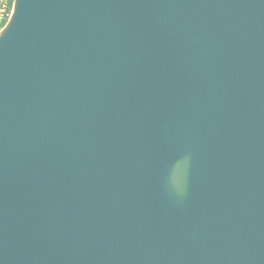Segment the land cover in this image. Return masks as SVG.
I'll use <instances>...</instances> for the list:
<instances>
[{
	"label": "water",
	"instance_id": "water-1",
	"mask_svg": "<svg viewBox=\"0 0 264 264\" xmlns=\"http://www.w3.org/2000/svg\"><path fill=\"white\" fill-rule=\"evenodd\" d=\"M0 264H264V0H14Z\"/></svg>",
	"mask_w": 264,
	"mask_h": 264
},
{
	"label": "built area",
	"instance_id": "built-area-1",
	"mask_svg": "<svg viewBox=\"0 0 264 264\" xmlns=\"http://www.w3.org/2000/svg\"><path fill=\"white\" fill-rule=\"evenodd\" d=\"M13 4L14 0H0V32L11 16Z\"/></svg>",
	"mask_w": 264,
	"mask_h": 264
},
{
	"label": "bare ground",
	"instance_id": "bare-ground-1",
	"mask_svg": "<svg viewBox=\"0 0 264 264\" xmlns=\"http://www.w3.org/2000/svg\"><path fill=\"white\" fill-rule=\"evenodd\" d=\"M179 168H177V169H175V171H176V175H178V172H179ZM176 177V176H175Z\"/></svg>",
	"mask_w": 264,
	"mask_h": 264
},
{
	"label": "rangeland",
	"instance_id": "rangeland-1",
	"mask_svg": "<svg viewBox=\"0 0 264 264\" xmlns=\"http://www.w3.org/2000/svg\"><path fill=\"white\" fill-rule=\"evenodd\" d=\"M12 12H13V9H12ZM11 14H12V13H11ZM10 18H11V16H10ZM10 18H9V20H10ZM9 20H8V21H9Z\"/></svg>",
	"mask_w": 264,
	"mask_h": 264
}]
</instances>
